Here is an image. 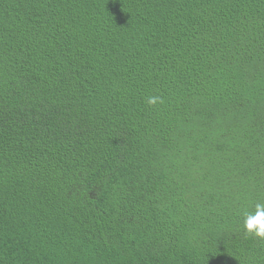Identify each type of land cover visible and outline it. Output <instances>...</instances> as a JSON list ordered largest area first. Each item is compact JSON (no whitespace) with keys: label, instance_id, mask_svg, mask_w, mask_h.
Returning a JSON list of instances; mask_svg holds the SVG:
<instances>
[{"label":"trees","instance_id":"1","mask_svg":"<svg viewBox=\"0 0 264 264\" xmlns=\"http://www.w3.org/2000/svg\"><path fill=\"white\" fill-rule=\"evenodd\" d=\"M256 202L264 0H0V264H264Z\"/></svg>","mask_w":264,"mask_h":264},{"label":"clouds","instance_id":"2","mask_svg":"<svg viewBox=\"0 0 264 264\" xmlns=\"http://www.w3.org/2000/svg\"><path fill=\"white\" fill-rule=\"evenodd\" d=\"M149 105L163 103L159 96H149ZM243 229L245 234L264 238V202H256L251 210L244 213Z\"/></svg>","mask_w":264,"mask_h":264}]
</instances>
